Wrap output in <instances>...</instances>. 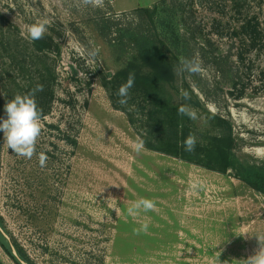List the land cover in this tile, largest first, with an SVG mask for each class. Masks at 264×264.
<instances>
[{
    "label": "rangeland",
    "instance_id": "1",
    "mask_svg": "<svg viewBox=\"0 0 264 264\" xmlns=\"http://www.w3.org/2000/svg\"><path fill=\"white\" fill-rule=\"evenodd\" d=\"M155 6L163 24L143 11ZM254 17L264 27V0H103L101 7L0 0V120L8 100L37 84L41 103L50 101L31 159L8 149L0 132V227L18 257L29 264H244L258 251L264 195L232 169L145 146L134 152L142 99L130 91L122 110L102 85L122 70L149 74L152 62L139 45L156 42L173 69L166 98L197 111L196 138L218 133L209 113L219 115L232 124V157L264 164V31L255 48L243 28ZM45 20L51 49L37 52L26 29ZM91 48L100 49L95 60L86 56ZM182 57L197 58L202 73L174 72ZM141 197L156 209L128 216ZM145 220L148 232L134 234ZM0 264H17L1 245Z\"/></svg>",
    "mask_w": 264,
    "mask_h": 264
},
{
    "label": "trees",
    "instance_id": "2",
    "mask_svg": "<svg viewBox=\"0 0 264 264\" xmlns=\"http://www.w3.org/2000/svg\"><path fill=\"white\" fill-rule=\"evenodd\" d=\"M143 11L148 12L150 19L154 18L157 22L164 23V19L159 17L157 6L153 9H143ZM252 24L251 21H247L246 27L243 28L245 34L250 37L252 46L256 48L264 44L260 37L264 27H260L257 17L253 18ZM247 27L250 28L247 29ZM175 30L172 26V29H169L170 35H175ZM146 41L145 38L140 42L139 53L146 61L152 62L149 66L150 72L149 74L135 73V85L130 89V91H135L140 95L144 104L136 105L141 109L144 108L143 127L138 129L139 137L143 139L144 146L150 150L172 155L214 171L223 173L232 169L238 179L264 195V164L246 165L232 157L231 151L235 148L236 141L233 136L232 124L228 119L209 113L214 118L213 125L219 130L218 133L207 134L204 135V138L197 139L194 152L189 153L184 150L181 142L189 133L195 134L193 120L187 116L178 115L179 105L173 104L166 98L163 83L173 80L172 66L163 49L156 42L152 46H145L143 43ZM33 47L37 52H43L49 51L51 44L48 40L41 39L34 41ZM129 73V70H122L102 78V85L107 89L112 103L122 110H124V105L118 103L120 98L117 96V91L120 85L126 82ZM35 99L40 101L41 95L36 93ZM49 103L50 101L42 103L40 101L38 104L42 116L47 113ZM129 110L127 109V111ZM5 235L0 227V245L17 264H21L17 259L18 255L12 252L11 244L9 247L5 243Z\"/></svg>",
    "mask_w": 264,
    "mask_h": 264
},
{
    "label": "clouds",
    "instance_id": "3",
    "mask_svg": "<svg viewBox=\"0 0 264 264\" xmlns=\"http://www.w3.org/2000/svg\"><path fill=\"white\" fill-rule=\"evenodd\" d=\"M84 6L101 7L103 0H80ZM47 21H39L27 26V38L30 41H37L44 38L47 32ZM99 48H91L85 50L86 56L95 60L99 55ZM202 63L195 57L192 59L181 58L178 69H174L177 74L187 72L197 75L202 73ZM135 85V73L128 74L126 82L120 85L117 91V96L120 98L118 103L125 105L130 98V89ZM43 91V85L37 84L33 89L25 94H16L11 100H8L4 105L6 113L5 119L0 120V132L3 133L4 143L8 149L20 157L31 159L36 154V143L41 135V110L38 108L35 96L37 92ZM181 97L185 100L189 99L187 90H181ZM177 114L187 116L191 120H197L198 113L195 109L186 104H182L177 109ZM197 144L195 134L189 135L181 142V146L186 152H194ZM144 148V141L139 136L132 143V149L139 154ZM47 156L41 152L39 154L40 167H46ZM111 198V197H109ZM107 198V200L109 199ZM156 209V202L149 198H139L131 202L127 207V215L133 218L139 217L142 213H148ZM150 224L147 220L139 224V227L134 228L133 232L136 235L147 233ZM259 242V249L256 253L244 260V264H264V235L256 236ZM220 255V254H219ZM227 264V261L224 262Z\"/></svg>",
    "mask_w": 264,
    "mask_h": 264
},
{
    "label": "water",
    "instance_id": "4",
    "mask_svg": "<svg viewBox=\"0 0 264 264\" xmlns=\"http://www.w3.org/2000/svg\"><path fill=\"white\" fill-rule=\"evenodd\" d=\"M11 247H12V252L15 254V255H17L16 254V250L14 249V247L11 245ZM17 259H18V261L21 263V264H27L23 259H21L20 257H18L17 256Z\"/></svg>",
    "mask_w": 264,
    "mask_h": 264
},
{
    "label": "flooded vegetation",
    "instance_id": "5",
    "mask_svg": "<svg viewBox=\"0 0 264 264\" xmlns=\"http://www.w3.org/2000/svg\"><path fill=\"white\" fill-rule=\"evenodd\" d=\"M26 262V261H25ZM27 263V262H26ZM27 264H29V263H27Z\"/></svg>",
    "mask_w": 264,
    "mask_h": 264
}]
</instances>
